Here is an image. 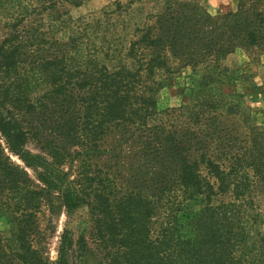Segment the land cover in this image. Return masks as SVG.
<instances>
[{"label": "trees", "instance_id": "obj_1", "mask_svg": "<svg viewBox=\"0 0 264 264\" xmlns=\"http://www.w3.org/2000/svg\"><path fill=\"white\" fill-rule=\"evenodd\" d=\"M83 2L0 4V214L13 223L0 264H85L89 251L99 264H264V111L243 105V74L225 63L264 53V0L217 15L166 0L117 48L68 25L60 7ZM177 67L196 73L191 102L160 110ZM47 193L89 218L77 238L63 229L56 258Z\"/></svg>", "mask_w": 264, "mask_h": 264}, {"label": "rangeland", "instance_id": "obj_2", "mask_svg": "<svg viewBox=\"0 0 264 264\" xmlns=\"http://www.w3.org/2000/svg\"><path fill=\"white\" fill-rule=\"evenodd\" d=\"M2 1L11 0H0ZM131 1V2H130ZM166 0H84L79 6L65 5L60 9L67 11L64 16L70 27L74 24L82 32H87L98 45L105 47H123L128 45L138 24L144 23L151 15L165 8ZM192 3L203 5L212 15L235 10L240 0H190ZM121 4L119 9L118 5ZM63 12V11H62ZM0 10V43L6 34L2 25L3 17ZM70 30L62 32L58 37L68 35ZM103 41V42H102ZM231 71L243 74L238 82V88L244 92L243 105L253 115L264 111V53L258 48L253 51L237 49L225 60ZM178 68V67H177ZM165 86L158 94V108L164 110L191 102L196 73L191 67H180L175 73L166 76ZM234 118V117H233ZM235 119V118H234ZM0 141H5L0 134ZM30 148L34 145L30 144ZM13 159L20 162L17 157ZM36 178L35 172L29 170ZM227 199V198H226ZM260 209L264 210V195L259 198ZM40 225L48 233L54 229L48 239V253L52 258L57 256L59 236L64 228L73 231L77 238L87 227L89 218L86 207L68 212L61 204L56 194L47 193L42 199L41 211L38 213ZM13 223L6 215L0 214V233L7 239L12 235ZM85 264H99V257L93 252H87Z\"/></svg>", "mask_w": 264, "mask_h": 264}]
</instances>
